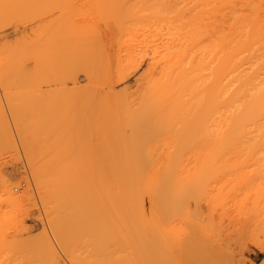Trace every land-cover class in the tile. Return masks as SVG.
Masks as SVG:
<instances>
[{
    "label": "bare ground",
    "instance_id": "6f19581e",
    "mask_svg": "<svg viewBox=\"0 0 264 264\" xmlns=\"http://www.w3.org/2000/svg\"><path fill=\"white\" fill-rule=\"evenodd\" d=\"M78 132L95 134L83 135L94 151ZM13 136L30 162L11 161L0 224L34 191L45 220L29 245L1 225L0 264H145L161 233L177 257L190 236L175 208L190 193L177 180L164 201L160 181L201 172L211 147L264 139V0H0V150L18 162ZM76 138L91 159L71 167Z\"/></svg>",
    "mask_w": 264,
    "mask_h": 264
},
{
    "label": "rangeland",
    "instance_id": "374dc122",
    "mask_svg": "<svg viewBox=\"0 0 264 264\" xmlns=\"http://www.w3.org/2000/svg\"><path fill=\"white\" fill-rule=\"evenodd\" d=\"M80 133L82 134V132H80ZM80 133L78 132V134H80ZM89 133L90 132H88V133L86 132V133L82 134V136L88 135L90 137V135L93 134V133L92 134L90 133V135H89ZM78 134H77V137H78ZM82 136H81V138H82ZM93 136L95 137V134H93ZM85 137H84V139H85ZM87 137H86V139L90 141V139H88L89 137L88 138ZM13 138L17 141L16 142L14 140L16 145L18 146L17 148L22 152L23 150H21V149L23 147L21 148V146H23V145H21V143H20V146H19V143H18L19 138H17L16 136H13ZM81 138H80V141H82ZM90 138H92V137H90ZM86 139H85V141H86ZM76 140H79V138H76L75 141ZM263 140L261 142L259 141L260 142L259 144L256 142L257 143L256 147H253V146L249 147L248 145H245L246 143L243 144L244 141L239 142L240 143L239 148L237 147V145H234V144L226 141L225 143H221L216 147H211V149H210V161L204 167H201L203 169L201 172L195 173V174L193 173L191 175H185V176L180 175L178 178L175 177L174 178L175 180H165L163 178L162 181H160V184L162 186V193H163L162 199L164 201L166 200V196L168 194V191H166L167 188H169V186L171 184H174L177 180H178L177 186H181L182 190H184L182 192H189L190 193V195H187V196L186 195L180 196V198L177 200V204H176L177 209L175 208V213L177 216L176 221L178 223V226H179V228L181 226H183L181 229H179V228L178 229H179V231L183 230L181 232V235L190 236V240L185 243L186 245H184V244L178 245L177 246L178 248L176 249L177 251L179 250V246L181 248L183 247L182 249H180V255H177V257L172 258L170 255L171 254V245L169 242V235L161 233L162 234V241L159 244L154 245L152 247L147 246V249L150 252L157 250V252L159 253L158 257H156L155 253L152 252V255H150L148 257L145 264H264V158H263L264 157V141ZM75 141L72 142L75 145L72 144L69 146H71V147L77 146V151L76 150L75 151L78 152V155H80L81 157L80 156L76 157V155H75V157L72 156L71 167H74L73 164L75 163V161H78V160H79L78 161L79 164H82V162H83L82 160L84 159V157H86V160L90 161L91 158L88 159L89 157L87 158V156H85V154L88 155L87 154L88 151H87V153H85V152H86V150H88L90 148L92 151H94L92 149V146L95 145V144L94 145L92 144V141H94V140L90 141L91 143L86 141V144L90 143L92 145V146H90V144H89L90 148H89V146H88V148L84 147V146L88 145V144L86 145L84 142H83L84 145L82 144V142L81 143L79 142L80 144H82V145H80L78 143V141H76L77 143H75ZM0 143L2 144L3 141H1ZM248 143L251 146L250 141H248ZM68 144H69V142H68ZM4 145H5V143H4ZM27 147H28V145H27ZM27 147L25 145L26 151L29 149V148L27 149ZM81 149H85L84 153H83V151H81ZM6 150L9 151L8 149H6ZM7 151H6V153H8V154L5 155L4 154L5 152L2 153L0 150V152H1L0 155L2 154V156L4 155L5 157L8 155L7 159L5 158L6 160L4 159V157H3V161H2V159L0 160V170H1L0 171V184L6 179V177L8 175L9 176L6 180H9V183H10L13 176L14 177L16 176L15 173H17V175L19 173L18 171H15V170L11 171V169L15 168V166L13 168V163L11 161H13L15 164H20V165H21V162H23V165H24V162L29 161V160L27 161V159H29L28 157L26 159V155H27L26 151H23L22 153L20 151H18L20 153V154L19 153L18 154L20 156L22 155V157H19V158H23L25 156L24 158L26 159L25 160L23 158L24 160L23 159H20V161L18 160V162H20V163H18L16 159L13 160L11 158L12 160L11 159L9 160L8 158L10 157L9 156L10 154ZM79 151H81V152H79ZM92 151L89 150V152H90L89 156H91L93 154ZM96 151H98V150H96ZM11 152H12L11 153L12 156H15V154L18 155L17 153H15L16 151H11ZM13 153H14V155H13ZM79 153H81V154H79ZM97 153H95V155ZM83 154H84V156H83ZM2 156H0V158ZM230 156L231 157L237 156L236 157L237 159H235L233 161H229ZM19 158H17V159H19ZM75 158H76V160H75ZM77 158H78V160H77ZM96 158H97V155H96ZM230 159H233V158H230ZM7 160H9L10 162ZM21 160H23V161H21ZM94 160H96V159L93 158L92 163H94ZM4 161L7 162L8 164L5 163ZM1 164H2V167H1ZM8 166H9L10 170H9ZM63 166H62V168H60V166H58L59 169L57 167L56 168L58 170V174L61 175V173H62V175H63L60 177L66 176V178H67L68 175H66V174H69L67 172V170L65 172L63 170L60 171L61 169H63ZM90 167H91V164L89 165V169H90ZM80 169L81 168H79V171H80ZM92 170H94V168L91 169V171ZM8 171L11 172V175L15 172L14 175L12 176V178H11V175L9 174ZM79 171H77L78 178L79 177L81 178V173H79ZM80 172H82V171H80ZM58 174H56V176H58ZM88 176L89 177L92 176L90 172H89ZM19 177H21V178L23 177L22 180H21V178H19L20 179L19 183L17 182L20 185L21 182H23L24 179L27 177L26 176H25V178H24V176H19ZM94 178H96V177H94ZM94 178H92V179L94 180ZM27 179L29 180V177ZM16 180H17V177L13 181L16 182ZM93 180H91V181H93ZM89 182H90V178H89ZM23 183H25V182H23ZM28 183L29 182H27L26 185ZM90 183H93V182H90ZM94 183H95V180H94ZM26 185H24V186H26ZM24 186H22V187H24ZM22 187H21V189H22ZM92 187H93L92 189H94L93 191L95 193V187L94 186H92ZM27 188H29V187L27 186ZM27 188H25V189H27ZM188 188H190L191 191L187 190ZM34 192H35V194L33 196H35V198L33 197V199H32V196L30 195L31 196L30 200L28 198H24L22 200V202H24V200H25V202H24L25 207H23V209H21L22 212L24 211V213H21L24 216H22L21 214H19V215L15 214L17 212V211H15V209H17L19 212H21L19 210L18 206L12 210V212L13 211H15V212L11 213L13 215H16L18 218H21L20 215L22 217H24L23 219L21 218L22 223H20L21 220L19 221L18 218H17L18 220L16 219L19 222L18 224H17L16 220H14V221L18 225L17 226L18 229H20V227H19L20 225L24 224L27 227L25 226L21 230H25V229L29 228L28 231H26V230H25V232L21 231L24 233L23 234L17 228H14L16 226V225H14V226L12 225V224H15L14 221L12 223V220H8V219L9 218L12 219V217L14 219L16 217L15 216L11 217L10 216L11 214H10L9 215L10 217H8V219H5V220L11 221L9 224V227H11V228L13 227L12 231H15L16 233L17 232H20V233L19 234L17 233V235L15 236L14 234H16V233L12 232L11 228L9 229V227H7L9 229V231H11V232H9V231L7 232L6 230H8V229L6 228L5 231H6V233H9V234H7V236H6V233L5 234L3 233L4 235L2 234L3 236H6V237L10 236V238H8L7 241H9V240L11 241V240L15 239L18 235H20L21 237L20 236H18V237L20 238L21 242L19 240H17L16 242H18L20 244H24L23 242H26L25 244L29 245V243H31V241L28 240V236L30 237L29 239L35 238V236H33L34 233H37V235H36L37 237L40 236V235H38L39 231H41L40 230L41 224H39L40 223V220H39L40 217L39 216L42 217L41 219L45 220L43 217L44 214L42 212L43 211L42 209L44 206H43V204H41L42 206L40 205V203L42 201L39 200L40 198H37V196H39L36 194L37 192L36 191H34ZM251 193L254 195L250 196ZM255 193H256V195H255ZM32 194H33V192H32ZM246 194L248 197L246 196ZM1 195H2V193H1ZM245 197H246V200L244 199ZM27 199L29 201H32L34 199H35L34 201H37V200L38 201H37V203L34 202V204L33 203H27ZM149 199H150V193L148 192V194L146 195V202L147 203L149 202ZM242 199L244 201H242ZM26 203H27V205H26ZM29 204H30V206H32L31 208H30V206H28ZM19 205H21V204H19ZM3 207H6V206L2 205V208H0V210H2V209L6 210ZM165 208H166V206H164V208L162 210V214L160 215L161 220L163 222L166 220L168 221L170 219V217L172 216V215L167 214L168 209H165ZM9 209H11V207ZM26 209H28V211ZM25 210L27 211L28 214H25ZM10 212H11V210H10ZM19 212H17V213H19ZM4 213L7 214L9 212H7V213L4 212ZM39 213L42 215H40ZM1 214H2V212H1ZM37 214H39L38 219L33 218ZM27 215H29V217ZM149 215H150V210H149V205L147 204V209H146L147 218H149ZM0 216L3 217V215H0ZM4 218H5V216H4ZM33 221H35V222H33ZM7 222L6 223L1 222V223L7 224ZM34 223H35V225H34ZM43 223H44V221H43ZM1 225L2 224H0V226ZM3 228H5V227H2V229ZM30 228H32V229H30ZM187 228H188V230H185ZM153 233H154V230H152V228L148 227L147 228V234L150 235ZM11 234H13V235H11ZM21 234L25 237L22 238ZM30 234H32V235H30ZM6 237H4V238H6ZM11 237H12V239H11ZM23 239H24V241L22 242ZM27 240L29 243H27ZM27 245H24V247H22V248L25 249V247ZM26 249H27V247H26ZM29 249H31V248H28L27 251H24L25 254L28 253L26 260H28L29 257L31 258L33 256V252L35 253V251H33V250L30 251ZM222 250H223V253H222ZM224 251L226 253H228L229 255L233 254L232 257L231 256L228 257L229 255L226 254ZM30 252H32V253H30ZM230 252H234V253H230ZM29 253L31 255H29ZM184 253H186V254H184ZM36 254L37 253H35V255ZM85 254L87 255V253H85ZM221 254L223 256L226 255L227 257L225 256L224 257L225 259L222 260L223 256ZM37 255H40V253H38ZM80 255L79 256L81 258H85V256H86V255H82V254H80ZM219 256L220 257L222 256V257L220 258ZM88 257H90V256H88ZM33 259H32V261H33ZM85 259H87V257ZM40 260H41V262L43 261L42 258H39V261ZM94 260H97V258ZM28 261H25V262L23 261V263L25 264ZM37 261L38 260L34 259V262H37ZM77 261H79V260H77ZM92 261H93V259L92 260H88V259L84 260L83 259V261H81V262H82V264H83V262L85 264H92V263H94ZM41 262H40V264H42ZM31 263L32 262L30 261V263H28V264H31ZM66 263L67 264H77V263H75V260H74V262L67 261ZM99 263H101V262H99ZM103 263L104 262H102L101 264H103ZM33 264H35V263H33ZM108 264H109V261H108Z\"/></svg>",
    "mask_w": 264,
    "mask_h": 264
}]
</instances>
